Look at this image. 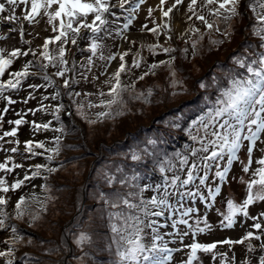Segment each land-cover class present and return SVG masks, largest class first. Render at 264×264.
I'll list each match as a JSON object with an SVG mask.
<instances>
[{"label": "snow or ice", "instance_id": "obj_1", "mask_svg": "<svg viewBox=\"0 0 264 264\" xmlns=\"http://www.w3.org/2000/svg\"><path fill=\"white\" fill-rule=\"evenodd\" d=\"M147 0H2L0 2V20L6 21L9 27L13 22L26 21L29 25L35 26L40 21H45L47 25H51V30L54 33H58L54 37H50L44 40L40 53V59L28 60L23 65L21 70L12 71L9 73L8 79H3L6 72L13 65L14 61L20 57H28L29 51H22L19 48L13 49L6 54V50L0 48V99L6 100L9 105L17 103L11 96H5V92L8 90H19L22 86V82L29 77L40 76L46 85L31 84L30 88L38 89L40 87L54 88L55 93L51 97L53 100L61 98L60 88L70 89L72 84L79 83L78 80L67 76L68 73L76 70V62L72 61V67H69V59L66 58L68 50L67 45H76L81 52L83 49L79 48L77 44L78 40H91L88 47V51L93 56L97 54L98 49L101 47L98 43V34L107 28L110 21L108 16H116L113 8H119L120 10L127 11L128 16L125 17L126 23L123 25L124 29H127L132 24L133 19L141 8V5L145 4ZM167 3V0H160L158 7L162 13L163 18L171 19V14L174 10L179 11L178 6L184 3V0H173V3L165 10L163 5ZM125 5H129L125 8ZM23 6V7H21ZM245 11L242 12L241 8ZM20 9L22 15H17V10ZM199 9V10H198ZM203 9H207V16H212L213 19L209 20L206 15L201 14ZM250 10L252 16L249 17L254 23L251 25L252 34L260 41L259 48L264 49V0H203L202 4L199 0H190L187 6V11L191 13L188 16V20H192L193 17L198 20L206 29L207 33L201 31L200 28L194 26L189 27V32L193 36H198V39L193 40L192 48L196 49L197 44L204 36L211 35L213 32L221 33L220 23H224L231 26V21L237 17L243 18L246 11ZM154 9H148V16H152ZM40 18L37 20V18ZM46 18V20H45ZM119 19V17H116ZM167 29L171 31L170 24L166 21L163 24L157 25L148 29V25H143V29H146L153 34H159V29ZM83 30V31H82ZM11 31H17L12 28ZM91 33L89 37L86 33ZM20 36L24 35L23 25L19 29ZM222 35L231 36V33L225 29ZM171 39V36L168 37ZM5 39V37H0ZM31 43V41H26ZM213 45L223 44V39L211 40ZM57 44L58 47L55 50V54L50 51L49 46ZM159 48L165 54H171L176 51L174 48L163 47L162 45H151L149 50L153 53ZM245 48L255 49V45H246ZM185 56H187L188 49H183ZM33 57H36L35 52H31ZM128 55L124 52L119 56L121 63L117 70L113 73L112 77L105 81L109 85L108 91H100L98 93L99 103L88 102V108H100L103 109L96 113L97 119L91 120L89 123H97V121H103L111 118L115 119L118 116L125 115L124 108L127 105V101L124 99V94L129 89L135 90V83L131 85H124L121 80L122 73H125L129 69L127 68L125 57ZM139 56V54H137ZM103 60L105 57L100 56ZM109 60H116V56H109ZM175 57L172 56L168 60H161L157 63L149 65L147 71L138 77L139 80H144L149 75H155L156 70L161 66H166L170 70L171 77L175 78L176 71L173 68L175 63ZM233 63L239 68L244 69L247 75L244 73L229 74L228 86L219 89V95L215 101L208 100L210 105L206 111L193 120L191 127L187 131L189 139L193 142L191 145H185V152H174L171 156L167 153L157 152L152 153L148 150L142 149L141 151L133 150L130 154V159L137 164L142 163L145 159H150L153 171H158L161 175V181L159 183H149L141 186L139 180L142 179L139 172L133 170L132 175L124 173L122 168H118L117 171L122 175L119 179L115 175L106 174L105 178L109 185L120 184L136 191H128L126 194L117 191L113 194L112 199H108L101 195L102 199L109 205L110 208H120L122 205L126 206L127 212H109V220L122 221V225H118L112 222L111 240L115 244V256L117 259L114 264H173L174 253L183 252L184 248L190 249L188 252L187 260L183 257L175 264H193V261L197 260L198 252L212 253L215 257L214 250L217 248V243H200L193 240L191 243L184 245V248L173 247L170 248L168 243L164 241V237L160 234V228L157 227L158 220L151 219L152 217H162L166 213L167 220L171 221L170 227L176 229V235L179 240L183 242L185 237L192 234V237L200 233H205L211 229V224L208 223L207 216L203 220L196 219L195 226L189 223L192 214L198 211L197 208L186 206L185 200L207 201L210 197L214 203L217 197L221 194V188L219 186L213 189L209 187L207 181L209 180V174L215 167V177L219 178L221 182H224L228 176L230 169L233 166L234 161H239L242 164V170L248 173L253 164V153L260 152L262 155L256 160V164L259 165L252 171V179L244 181L241 177V183H246L247 194L242 203H235L232 199L227 201V214L223 216L222 227L233 228L236 225V217L238 214L246 219L254 220L255 223L245 229V235L243 239L231 240L226 239L219 243L234 245L243 244L245 240H262L261 235H255L250 230L255 228L257 231L264 230V223H261V218L264 217V212H261L258 216H250L249 207L256 204L258 201L264 202V51H255L251 55H237L232 58ZM93 64L91 58L88 59V67ZM134 68L141 67V59L133 61ZM81 67L85 65L81 64ZM49 68H54L56 71L53 74H49ZM53 76L62 78V85H57V81L53 79ZM98 79V77H97ZM180 83L173 79L172 86ZM213 83H218L213 81ZM204 83L200 84L201 88L206 87ZM179 93H173L178 95ZM66 95L71 98L73 95L79 96L81 93L69 91ZM85 95H91L85 94ZM152 92L148 90L147 97H151ZM107 97V99L105 98ZM32 95H29L23 102L27 103L29 99H33ZM136 99L145 98V103L150 101L145 97V93L141 92ZM44 100L49 99L48 96L43 97ZM64 109V104L60 103L55 109L56 119H60L59 113ZM84 105L77 106L78 114L87 119L85 112L83 111ZM41 109H37L40 111ZM29 111H32L29 109ZM8 108L3 109V113L7 114ZM33 114H35L33 112ZM21 115V114H17ZM26 115V113H25ZM4 121V115H0V127H2ZM9 124L15 125L10 131H4L3 135H0V141H3L5 137H16L19 127L27 121L21 115L20 119L10 120ZM33 127L36 130H47L50 127L49 123L36 124L33 122ZM173 127H179L174 124ZM63 127L56 129V131H63ZM245 142H248L245 145ZM16 145L21 142L19 139L14 141ZM149 144L155 146V140H149ZM55 148H45L44 142L33 143L28 140L25 143L24 150L30 153L32 156L42 155V153L36 152L34 149H44L46 152H51L52 155L47 156L48 161H52L55 155L60 152V139H55ZM244 150L247 163L240 160L238 153ZM15 153L18 151L16 147L10 149ZM227 157V166L221 170V162ZM12 163V167H8V164ZM147 169V165H144ZM22 167L20 164L12 162V158L8 159L4 163H0V171L5 173H11L14 169ZM36 171L32 173V176L25 175L23 180H16L9 184L8 180L4 177H0V230L10 229L12 236L5 241L8 244H15L23 238L18 235V228L15 225H10L8 221L12 219L11 214L5 210L9 204V198L7 194L10 191H16L21 189L25 181H30L32 178L39 176L41 170L45 169L49 173L59 171L57 168L46 167L43 164H36ZM201 172L203 175H201ZM170 174V175H169ZM47 179V177H45ZM197 180L199 181L197 183ZM195 187V191L192 187ZM201 186L207 188V195L202 191ZM45 191H50L47 185L44 186ZM152 191L155 194L150 198L145 199L144 193ZM50 199V197L48 198ZM138 199L137 202H133ZM32 200L36 201L44 208V202L39 201L38 197L33 193ZM174 201V202H173ZM213 203H208L207 207L211 209ZM46 210V208L44 209ZM133 212L138 214H133ZM15 219L23 220L27 215L34 222L39 219V215L33 212L30 207L29 199L25 196H20L15 203L14 207ZM142 213V216L140 215ZM179 214V218H174ZM201 223L204 227H201ZM184 225L185 229L181 230L178 226ZM143 226V227H142ZM169 225H161L160 227H168ZM244 225L241 224V227ZM151 229V243H144V228ZM92 238L86 233H80L76 239L78 246H84L85 244H91ZM111 248V244L108 245ZM262 247H264V241H262ZM252 250V246L249 245V251ZM13 255L11 248L8 250H0V257H10ZM222 256H226V253H222ZM7 264H13V261L9 259ZM259 264H264V256L260 257Z\"/></svg>", "mask_w": 264, "mask_h": 264}, {"label": "trees", "instance_id": "obj_2", "mask_svg": "<svg viewBox=\"0 0 264 264\" xmlns=\"http://www.w3.org/2000/svg\"><path fill=\"white\" fill-rule=\"evenodd\" d=\"M241 11L244 12L245 9L242 7ZM251 16L252 13L248 10L242 19L239 17L233 19L230 27L224 23H220L221 33L227 29L231 33V36H225L217 32H213L210 36L206 34L199 41L196 49L192 48V42L198 39V36H193L189 30L184 34L172 37L170 40H155L140 43L139 50L135 53V60L141 59V64H146L145 70L141 74H136L130 66L129 60H127L128 62H125L129 69L127 72L131 74L130 79L126 80L124 73L121 76L124 85L135 83L136 86L134 91L129 89L124 94V99L127 101V105L123 109L126 113L125 115L118 116L115 119L108 118L102 122L97 121V123L91 126L88 125L89 121L96 120V115L87 110L84 111L87 119L81 117L77 112L74 95L71 98L66 95L69 91L79 92L80 90L76 88L78 83L72 84L70 89H63L61 87V98L57 102H45L44 112L48 114L50 112L52 115L49 124L55 132L51 138L55 142V139L59 137L60 152L58 155H55L52 161H48L47 156L52 155L51 152H46L44 149V152H41L40 149H34L36 152L42 153V155H39L42 156V161L34 165L43 164L46 167L57 168L59 171L49 173L45 169L41 170L39 176L43 182L39 184V188L36 187L38 189L35 191V195L39 201L44 202V208L36 201L29 199V196H25L29 199L33 212L39 215V219L33 222L26 215L20 222L14 218V223L11 222V225L17 226L18 235L23 239L15 244H10V248L16 247L19 250V255L28 258L32 261V264H114L117 257L115 256V244L111 240L113 234L110 225L112 222L122 225L123 222L115 218L110 221L108 214L109 212H127L128 210L123 205L120 208H110L105 199L101 198V195L103 194L104 197L112 199L113 194L117 191L126 194L128 191L136 190L121 186L118 183L109 185L105 175H115L119 179L122 173L117 171L118 168H122L124 173H127L129 176L135 170L140 173L142 179L139 180V184L143 186L147 180L153 179L156 175H160V173L151 170L150 159L146 158L140 164L133 162L130 159V154L133 150L141 151L146 148L148 152H162L167 153L169 156L174 152L186 151L185 145L193 143L189 139L186 130L191 127L192 121L198 119L203 111H206L210 106L207 101H215L219 95V89L228 86L227 78L229 74L239 75L240 73H244L247 75L244 69L239 68L233 63L232 58L237 55H251L254 50L264 51V49L259 48V39L251 32V25L254 23L253 20L249 19ZM212 19L213 17L210 16L209 20ZM107 27L112 29V31L116 29V25L111 23ZM194 27L200 28L202 32L207 33V29L204 26L195 25ZM86 35L90 37L91 33H86ZM217 39H223L224 43L213 45L211 40ZM108 42V39L102 32L98 34V43L101 47L95 56L88 51L90 44L85 45L82 43L80 49L89 52V54L82 56L79 55L80 50L78 48H70L68 50L69 55L66 57L69 59L68 66L72 67V61L74 60L76 62V70L67 76L80 81L84 74L88 72L90 74V70L95 68L94 65L97 62L99 51H102L101 53L104 54L107 48V46L105 48V45ZM151 45H162L163 47L174 48L176 51L171 54H165L157 48L156 52L153 53L149 50V46ZM246 45H255L256 48H245ZM185 48L188 49L187 56L183 52ZM24 50L28 51V49ZM50 51L55 54V51H52V49ZM31 52L34 51L31 49ZM158 54L163 56L158 59ZM172 56L176 58L173 65L176 71L175 78L171 77L168 67L161 66L156 70L155 75H149L142 81L138 79L140 75L148 70L149 65L161 60H168ZM40 58V54L38 53L36 57H33V59ZM89 58L93 61L90 70L87 66ZM216 61L220 62L215 63L212 69L205 68V65ZM81 64L85 65V67H81ZM183 65H186L185 70L181 71ZM194 66L196 67L193 74L195 82L188 84V82H185L188 81V78L185 77L186 72H189ZM18 70H21V68L15 71ZM53 73L54 71L49 70L50 75ZM159 76L162 78H159ZM198 77L201 79L199 80ZM36 78L33 80L34 77H29L28 79L31 82L28 85H46V82L39 75ZM53 79L58 82L59 77L53 76ZM173 79L179 82L183 81L184 89L180 87L181 82L176 87H173ZM214 80L218 83L214 84ZM62 82H59L57 85H62ZM201 83L207 86L201 88ZM108 88L109 86L103 88L102 91L107 92ZM52 89L51 95H54L56 89ZM148 90L152 92L151 97H147ZM141 92L145 93V97L150 101L149 103H145V98H135ZM174 92H178V96L173 95ZM63 94L72 103V113L69 117H66L63 115L64 109H62L59 113L60 119L57 120L55 109L60 103L64 104L62 99ZM105 98L107 99V97ZM27 109H30V107ZM154 109L157 112L153 113ZM53 119L56 121L55 125L51 124ZM109 122L115 123V125L108 128L107 131L105 130L103 136H99L98 133L93 134L90 130L97 128V124H107V126H110ZM35 123L44 124L46 122L35 121ZM174 124L179 125V127H173ZM61 127L64 129L62 132L56 131V129H60ZM113 134L115 135L113 136ZM0 135L3 134L0 133ZM149 140H155L156 145L149 144ZM89 141L93 142L92 146L89 144ZM55 147L56 144L52 146L45 144V148L47 149ZM87 151L91 154L87 155ZM28 155L32 156L30 153ZM29 156H26V158ZM71 158L72 160L66 161ZM86 158H88V164L84 162ZM144 165H147V169ZM28 167L31 169L32 166ZM87 169L89 170L86 175ZM215 170V167H213L212 174H215ZM25 174H28V172ZM209 181L210 178L207 183ZM45 185H47L50 191H45ZM72 187H75V189L70 190ZM49 197L50 199H48ZM144 198H150L146 192L144 193ZM133 202L138 203V199ZM45 208L46 210H44ZM6 211L10 213L7 207ZM133 214L138 213L133 212ZM140 215L142 216V213ZM90 218L94 220L91 225L87 224L88 222L85 223ZM151 219L158 220L157 227L163 222L162 217H152ZM97 222L99 224L95 225ZM93 226L94 228H91ZM35 230L37 233L42 234V236L36 234L40 237V245L35 236L32 240L29 237H33ZM82 232L92 238L91 244H85L84 246L76 244V239ZM148 232L145 227L142 234L144 236L143 242L150 245L151 231ZM262 241L264 240H256L255 238L246 240L252 248L263 250L260 251V257L264 256ZM109 244H111V248L108 247ZM8 247L4 250H8ZM103 248L113 251H107L102 255ZM94 249L101 254V258L99 257L98 260H95L92 257H85V254L89 251H94ZM103 258L105 261L102 260L101 263V259Z\"/></svg>", "mask_w": 264, "mask_h": 264}, {"label": "rangeland", "instance_id": "obj_3", "mask_svg": "<svg viewBox=\"0 0 264 264\" xmlns=\"http://www.w3.org/2000/svg\"><path fill=\"white\" fill-rule=\"evenodd\" d=\"M2 2V0H0ZM190 0H184V3L182 5H179V11L174 10L171 14V19L168 20V18H163L162 13L160 11V8L158 7L160 0H147V2L143 5H141V8L136 13L135 17L132 18L133 22L127 29L123 28V25L127 22L125 17L128 16L127 11L120 10L119 8H113V11L116 13V16H108V20L111 24L116 25V29L112 31L109 27H107L105 30L102 31V34L108 39V43L105 45V52L102 54V51H99V55L97 57V62L95 63V68L93 70H90V74H84L82 78L80 79L77 89H79V93L81 95L75 96L74 95V102L78 105L83 104L84 109L83 111L89 110L92 114L96 115L97 112L102 111L103 109L100 108H88L87 104L89 101L92 103H99L98 101V93L102 91L103 88H106L109 86L107 83H105L106 80L110 79L113 75V73L117 70L119 64L121 61L119 60V56L122 55L124 52H127L128 55L125 57V61L129 60L130 66L134 70L136 74H141L145 68L146 64H141L140 68H134L133 61L135 60V53L139 50L140 43H147L150 41L155 40H170L168 37L171 36H177L184 34L187 30H189L190 26H203L198 20H196L194 17L192 20H188V16L191 15L187 11V6ZM203 0H199V3L202 4ZM112 3H115V0H112ZM173 3V0H167V3L163 5V8L166 10L171 4ZM23 7V6H21ZM129 5H125V8H128ZM152 8L154 11L152 12V16H148V9ZM199 10V9H198ZM201 14H204L207 16V10L202 11ZM17 15H22L20 9L17 10ZM116 17H119V19H116ZM209 19L210 16H207ZM40 18L38 17L37 20ZM46 20V18H45ZM168 22L170 24L171 31L167 29H159V34H153L152 32L143 29V25L147 24L148 29H151L152 27H156L157 25L163 24L165 22ZM109 23V24H110ZM23 25L24 35L20 36L19 29ZM17 29V31H11V29ZM83 31V30H82ZM58 33H54L51 30V25H47L45 21H40L35 26L29 25L26 21H18L13 22L11 26L9 27L8 22L0 20V37H5V39H0V48H3L7 52L19 48L22 51H26L24 49H32L36 54H40L43 51L42 45L44 40L54 37ZM26 41H31V43H26ZM84 43L85 45L90 44V39L87 41L84 40H78L77 44L80 46ZM57 44H52L49 46L50 50L55 51L57 49ZM67 50L70 48L76 49V45H67ZM194 52V50H192ZM197 53V52H196ZM89 54L87 50H84L79 52V55H85ZM108 54V56H107ZM68 53L67 56L68 57ZM103 55L105 59L101 60L100 56ZM109 56H116V60H109ZM163 55L157 56V58H161ZM33 56L31 55V52L29 53L28 57H20L16 59L9 69V72H6L5 77L3 79L9 78V73L12 71H15L17 69H20L23 67L25 63H27L28 60H32ZM128 62V61H127ZM220 61H216L214 63H211L209 65H205L206 69H212L215 65V63H218ZM185 66L183 65L181 67V71L185 70ZM196 67L190 69L189 72H186V76L188 78V84H193L195 80H193L194 77V71ZM50 71H56L54 68H50ZM69 74V73H68ZM67 74V75H68ZM206 74V72H205ZM130 73L127 71L124 73V77L126 80L130 79ZM202 76V75H201ZM205 76V75H204ZM98 77V79H97ZM159 78H162L159 76ZM37 79L34 77L33 80ZM171 79V77H170ZM169 79V80H170ZM200 80L201 78L198 77ZM164 81H167L166 79H163ZM62 78H59L57 84L59 82H62ZM31 82L30 79H27L22 82V86L19 90H8L5 92V96H11L13 100H16L17 103L9 105L6 100L0 99V115H4V121L2 127H0V133L3 134L4 131H10L15 125L9 124L8 121L10 120H16L20 119L21 115L27 123L22 124L17 132L16 137H5L3 141H0V163H4L8 157L12 158V162L16 164L22 165V167L14 169L11 173H5L3 171H0V177H4L8 180L9 184L15 182L16 180H23L25 175L32 176V173L36 171L35 169V163L42 161V156H29L28 153L24 150L25 143L28 140L33 141V143H37L39 141H44L46 145H54V139L51 138V136L55 133L54 129L49 127V129L44 130H36L33 127V122L35 121H41L49 123L50 118L52 115L46 112H44V107L46 106L45 102L51 101L53 103L57 102V100L51 99L53 95V89L52 88H45L40 87L38 89L30 88L28 83ZM180 87L184 89L183 81H180ZM179 87V88H180ZM178 90V87H177ZM91 94V95H85V94ZM178 93V92H177ZM29 95H32L34 98L29 99L27 103H24L23 101L29 97ZM48 96L49 99L44 100L43 97ZM178 96V95H175ZM62 99L64 101L65 108L63 110V115L66 117H69L72 113L71 107L72 103L67 99V96L65 94L62 95ZM43 103V104H42ZM42 104V105H41ZM41 105V106H40ZM76 106V107H77ZM30 107L32 111H29V109L26 110V108ZM8 108L7 114L3 113V109ZM37 109H41L40 111H37ZM54 111V110H53ZM33 112L35 114H33ZM157 112L155 109L153 110V113ZM21 115H17V114ZM26 113V115H25ZM97 119V116H96ZM110 123V122H109ZM51 124H56V121L53 119ZM88 125H93V123H88ZM115 123H110V126H107V124L98 125L97 128L90 129L93 134L98 133L99 136L104 135V131L112 126H114ZM115 134H113L114 136ZM45 137V138H44ZM112 137V136H111ZM16 139L20 140V144L16 145L14 141ZM262 140H264V135H262ZM92 141H89V144L92 146ZM248 142H245V145H247ZM88 145V144H87ZM16 147L18 149L17 152L13 153L10 151L12 147ZM41 152H44L43 149H40ZM91 154L89 151H87V155ZM240 156V160L247 163L246 155L244 150L242 149L240 153H238ZM262 154L260 152H254L253 153V164L251 166V169L248 173L243 172L242 170V164L239 161H234L232 168L230 169L228 176L224 182H221L219 178L215 177V174H212L210 172L209 178L210 181L207 183L209 187H212L215 189V187L219 186L221 188V194L217 197L216 201L213 203L211 198L209 197L207 201H201L198 198L196 200H185L186 206L195 207L198 209L196 213L192 214L191 219H189V223L193 224L195 226L196 219L203 220L205 216H207L208 223L211 224V229L205 233H200L196 235L195 237H192V234L189 233L188 237H185L183 242H181L176 235V229H173L170 227L171 221L167 220V216L169 215L166 213L165 216H162L163 222L160 223V234L164 237V241L168 243V246L170 248L173 247H180L184 248V245L191 243L193 240L200 243H217V248L214 250L216 253L215 257H213L212 253H203L198 252V259L193 261V264H259L260 260V248H252L251 251H249V245L244 241L243 244H234V245H227L223 243H219L221 241H224L226 239L231 240H239L243 239L245 235V229L248 228L250 225L255 223L254 220L246 219L242 217V215L238 214L236 217V225L233 226V228H225L222 227L223 222V216L227 214V201L228 199H232L235 203H242L243 200L246 198L247 194V185L246 183H241V177L244 181L251 180L252 177V171L258 167L259 165L256 164V160L261 156ZM26 156H29L26 158ZM71 159H67L66 161H70ZM85 164H88V158L85 159ZM28 166H32L31 169ZM227 166V157H225L224 161L221 163V170H223L224 167ZM8 167H12V163L8 164ZM88 170L86 171V175L88 173ZM28 174H25L27 173ZM85 175V177H86ZM201 175L203 173L201 172ZM83 177V178H85ZM43 180L40 176H36L32 178L30 181H25L24 185H22L21 189L16 191H10L7 194V197L9 198V204L6 206L7 209L10 211V214L12 216V219L8 221V223L11 225V222L14 223V207L15 203L18 200L20 196H29V199H32L33 193L37 191L39 188V184L42 183ZM160 177L157 176L153 180H147L146 184L149 183H159ZM199 181L197 180V183ZM38 187V188H36ZM202 191L205 195H207V188L204 186H201ZM75 187L70 188V190H74ZM69 190V188H68ZM192 190L195 191V187H192ZM146 194L151 197L155 193L152 191L146 192ZM174 202V201H173ZM208 203H213V207L209 209L207 207ZM6 210V208H5ZM33 210V209H32ZM250 216H258L261 212H264V202L258 201L256 204L252 205L248 209ZM94 213V212H92ZM101 216V215H100ZM174 218H179V214L177 213V216ZM20 222L22 220H19ZM94 220L90 218V220L86 221L85 223L91 225V223ZM261 223H264V217L261 218ZM84 224V223H83ZM82 224V225H83ZM86 224V225H87ZM99 223L97 222L98 225ZM169 225L168 227H160L161 225ZM241 224L244 226L241 227ZM94 225V226H95ZM91 227V228H94ZM201 227H204V224L201 223ZM181 230L185 229L186 226L179 225L178 226ZM255 235H261L262 240H264V230L257 231L255 228L250 229ZM151 231V229L147 228V232ZM149 233V232H148ZM34 234V235H33ZM33 237L29 236L32 240L34 236L36 237V240L39 242L40 245V237H38L36 234H39L42 236V234L37 233L36 230L33 232ZM12 236V233L10 229L8 230H0V250H4L5 248H10V244L5 243L6 240H8ZM52 241V240H51ZM54 242V240H53ZM101 249V248H100ZM103 248L101 253L102 255L105 254L107 251H113L111 249ZM13 255L10 257H0V264H7V261L11 259L13 261V264H32V261H30L28 258L21 257L19 255V250L16 249V247H12ZM96 249L94 251H89L87 254H85V257H92L95 260H98L100 257V253ZM190 252V249L184 248L183 252L174 253V261L173 264H175L176 261H179L181 257H183L184 260H187V253ZM222 253H226V256H222ZM82 256V253H81ZM83 257V256H82ZM101 258V257H100ZM105 261V259H101Z\"/></svg>", "mask_w": 264, "mask_h": 264}]
</instances>
